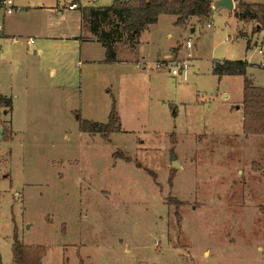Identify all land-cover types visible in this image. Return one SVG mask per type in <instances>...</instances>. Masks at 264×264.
Returning a JSON list of instances; mask_svg holds the SVG:
<instances>
[{
  "label": "rangeland",
  "instance_id": "obj_1",
  "mask_svg": "<svg viewBox=\"0 0 264 264\" xmlns=\"http://www.w3.org/2000/svg\"><path fill=\"white\" fill-rule=\"evenodd\" d=\"M71 1L0 8V93L12 100L0 106V264H13L14 236L42 246V264H264V135L242 131L243 75L213 72L216 61L245 60L264 87V29L217 0L181 26L160 15L139 35L143 61L176 47L190 66L183 81L106 62L99 42L81 41L91 35L80 10L115 0ZM132 46L126 35L114 43ZM113 98L121 130L82 132L78 118L105 123Z\"/></svg>",
  "mask_w": 264,
  "mask_h": 264
},
{
  "label": "trees",
  "instance_id": "obj_2",
  "mask_svg": "<svg viewBox=\"0 0 264 264\" xmlns=\"http://www.w3.org/2000/svg\"><path fill=\"white\" fill-rule=\"evenodd\" d=\"M232 9L235 16L244 21H256L257 29H264V0L248 3L234 0ZM211 10V0H115L108 6H84L80 10L81 29L90 33V38L98 41L105 49V61L116 60L114 43L123 35L135 44L140 33L155 23L162 14L174 15L175 24L183 25L189 17H206ZM112 19H115V23ZM110 25L109 30L105 26ZM248 63L245 60H223L214 62L213 72L222 75H243L242 88V131L247 135H264V87L256 86L246 76ZM0 106L11 107V100L0 95ZM82 132L100 134L107 139L121 130L120 118L112 99L105 123L80 119ZM109 140V139H108ZM125 160L130 161L128 157ZM13 264H42V246L23 244L14 236L12 245Z\"/></svg>",
  "mask_w": 264,
  "mask_h": 264
},
{
  "label": "built area",
  "instance_id": "obj_3",
  "mask_svg": "<svg viewBox=\"0 0 264 264\" xmlns=\"http://www.w3.org/2000/svg\"><path fill=\"white\" fill-rule=\"evenodd\" d=\"M80 6H81V4H80L79 0L78 1L72 0L67 5V8L76 9ZM0 8L2 9L4 14H11L15 10L18 9V7L14 4V0H0ZM1 28H2V26H0V32H1ZM19 40H24L26 45L30 46L31 48L34 47L33 46L34 39L32 37H13L11 39V42L15 44V43L19 42ZM192 45L193 44H192V41L190 38L185 41V46L187 48H191ZM258 52L261 54L263 53L261 47H258ZM216 62H221V61H216ZM136 65L138 67H141V68H146V67L152 68V67H154L156 69H166V71L171 76L178 77L183 81H185L188 78L189 69H190V66L188 64V58H181V59H177V60L172 59V60H168V61H156L152 67L146 66L144 61L137 62ZM260 66L264 68V62H261Z\"/></svg>",
  "mask_w": 264,
  "mask_h": 264
},
{
  "label": "crops",
  "instance_id": "obj_4",
  "mask_svg": "<svg viewBox=\"0 0 264 264\" xmlns=\"http://www.w3.org/2000/svg\"><path fill=\"white\" fill-rule=\"evenodd\" d=\"M213 1L214 0H211V7H212V4H213ZM233 1V8L235 7V5H236V2L234 1V0H232ZM241 1H243V2H247V1H244V0H241ZM248 3H254V2H248ZM255 3H261L260 1H258V2H255ZM88 6V5H87ZM93 6V5H92ZM57 12H58V14H61V11L58 9L57 10ZM192 17H194V16H192ZM159 18V17H158ZM188 19H191V17H189ZM148 28V27H147ZM71 38V37H70ZM72 38H77V37H72ZM189 39V38H188ZM81 41H96V40H94V39H85V38H83L82 36H81ZM138 43L136 42L135 44H134V46H132V47H130L129 49H122L121 48V51H116L115 53H116V60L113 62L114 63V65H115V63L117 64V63H122V64H125L126 62H129L130 60L132 61V60H135V61H137V62H142L144 59H145V57H146V55L148 54V51L146 50V52L144 53L143 51H142V49H140L139 48V37H138ZM96 42H98V41H96ZM18 43V42H17ZM16 44V43H15ZM33 46H34V44H33ZM34 48V47H33ZM176 47H172V54H171V56H166V57H164L163 59H159V60H156V61H168V60H172V59H174L175 57H178V54H179V51H178V49H175ZM131 49V50H130ZM179 58V57H178ZM185 58V57H184ZM104 59V58H103ZM140 59V60H139ZM136 62V63H137ZM145 62V61H144ZM247 62V61H246ZM78 63H80V61H78ZM248 63V62H247ZM114 65H111L110 67L112 68ZM248 66H249V63H248ZM115 70L118 72V74H119V76L120 77H122V78H125L128 74H125V72H126V70H127V68H125V67H123V66H119V67H117V68H115ZM254 84V83H253ZM255 85V84H254ZM1 94V93H0ZM2 96H4V97H6V98H8V99H10L11 100V98H9V97H7L6 95H3V94H1ZM12 101V100H11ZM4 108H5V112H7L9 109H7V107L8 106H3ZM237 107V110H239V109H241V105H237L236 106ZM8 108H10V107H8ZM11 110V109H10ZM9 110V111H10ZM241 122H242V109H241ZM119 114H120V112H119ZM108 117V116H107ZM119 118H120V120H121V115L119 116ZM11 124V123H10ZM120 126H121V123H120ZM10 125H8V128L6 127V129L8 130V132L9 133H11L12 132V129H10ZM79 129H80V125H79ZM81 130V129H80ZM242 132V131H241ZM87 133V132H86Z\"/></svg>",
  "mask_w": 264,
  "mask_h": 264
},
{
  "label": "water",
  "instance_id": "obj_5",
  "mask_svg": "<svg viewBox=\"0 0 264 264\" xmlns=\"http://www.w3.org/2000/svg\"><path fill=\"white\" fill-rule=\"evenodd\" d=\"M78 1V0H76ZM215 8H226L228 10H232L233 9V1L232 0H217L214 4ZM170 165L173 168H180L181 164L179 162V160L176 158V156L171 153L170 155Z\"/></svg>",
  "mask_w": 264,
  "mask_h": 264
}]
</instances>
